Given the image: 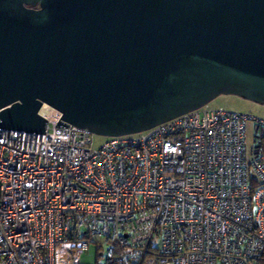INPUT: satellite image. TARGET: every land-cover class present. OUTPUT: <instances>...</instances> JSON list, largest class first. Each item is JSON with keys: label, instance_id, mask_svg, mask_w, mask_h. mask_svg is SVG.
I'll list each match as a JSON object with an SVG mask.
<instances>
[{"label": "built area", "instance_id": "1", "mask_svg": "<svg viewBox=\"0 0 264 264\" xmlns=\"http://www.w3.org/2000/svg\"><path fill=\"white\" fill-rule=\"evenodd\" d=\"M45 117L0 128V264H83L95 236L104 264L263 256L264 114L200 105L95 147Z\"/></svg>", "mask_w": 264, "mask_h": 264}, {"label": "water", "instance_id": "2", "mask_svg": "<svg viewBox=\"0 0 264 264\" xmlns=\"http://www.w3.org/2000/svg\"><path fill=\"white\" fill-rule=\"evenodd\" d=\"M219 93L264 102V0H0V128L44 133L45 103L126 134Z\"/></svg>", "mask_w": 264, "mask_h": 264}, {"label": "rangeland", "instance_id": "3", "mask_svg": "<svg viewBox=\"0 0 264 264\" xmlns=\"http://www.w3.org/2000/svg\"><path fill=\"white\" fill-rule=\"evenodd\" d=\"M203 105L207 108L220 107L228 110L250 113L255 115L264 114V102H256L235 93H219ZM44 106L45 105H43V108ZM47 107L49 109V117H54L58 113L52 107L48 105ZM105 137V135L91 132V145L94 147L99 145L105 139ZM250 142L251 131L249 129L247 134V143L250 144ZM92 240L93 241L89 243V247L86 254L82 257V262L83 264H104V256H100L97 254L99 250H105L106 243L103 242V238L101 236L92 237Z\"/></svg>", "mask_w": 264, "mask_h": 264}, {"label": "bare ground", "instance_id": "4", "mask_svg": "<svg viewBox=\"0 0 264 264\" xmlns=\"http://www.w3.org/2000/svg\"><path fill=\"white\" fill-rule=\"evenodd\" d=\"M43 105H45L44 106V108H43ZM48 107H47V105L45 104V103H43L42 105H41V107H40V109H39V112L41 113V114H43L44 116H48Z\"/></svg>", "mask_w": 264, "mask_h": 264}, {"label": "trees", "instance_id": "5", "mask_svg": "<svg viewBox=\"0 0 264 264\" xmlns=\"http://www.w3.org/2000/svg\"><path fill=\"white\" fill-rule=\"evenodd\" d=\"M257 264H264V252H263V256L259 259Z\"/></svg>", "mask_w": 264, "mask_h": 264}]
</instances>
